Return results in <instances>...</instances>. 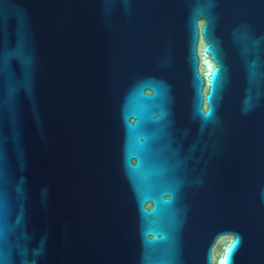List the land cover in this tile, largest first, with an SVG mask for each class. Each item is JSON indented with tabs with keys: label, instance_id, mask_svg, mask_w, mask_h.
Instances as JSON below:
<instances>
[{
	"label": "water",
	"instance_id": "water-1",
	"mask_svg": "<svg viewBox=\"0 0 264 264\" xmlns=\"http://www.w3.org/2000/svg\"><path fill=\"white\" fill-rule=\"evenodd\" d=\"M0 264H264V0H0Z\"/></svg>",
	"mask_w": 264,
	"mask_h": 264
}]
</instances>
